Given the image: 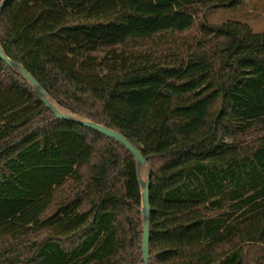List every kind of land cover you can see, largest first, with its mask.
Returning a JSON list of instances; mask_svg holds the SVG:
<instances>
[{
    "label": "trees",
    "instance_id": "obj_1",
    "mask_svg": "<svg viewBox=\"0 0 264 264\" xmlns=\"http://www.w3.org/2000/svg\"><path fill=\"white\" fill-rule=\"evenodd\" d=\"M3 0H0V4ZM243 0H9L0 43L61 110L147 159L149 264H264V32ZM134 156L0 57V264H141ZM9 246V245H8Z\"/></svg>",
    "mask_w": 264,
    "mask_h": 264
},
{
    "label": "water",
    "instance_id": "obj_2",
    "mask_svg": "<svg viewBox=\"0 0 264 264\" xmlns=\"http://www.w3.org/2000/svg\"><path fill=\"white\" fill-rule=\"evenodd\" d=\"M9 0H3L0 4V14ZM0 57L10 67L14 68L21 73V75L27 79L34 88V91L39 96L40 100L46 105L48 109L55 115V118L61 121H67L75 124L85 126L89 129L96 131L97 133L112 139L122 144L135 158L137 163L138 179L142 188V218H143V235H142V259L141 264H149L151 258L150 250V178L146 180L142 178L141 170L147 165V159L143 155L142 151L134 146L122 133L104 127L100 124L94 123L89 120L79 119L77 116L67 113L61 110L58 106L52 103L39 82L20 64L14 62L6 56L0 43Z\"/></svg>",
    "mask_w": 264,
    "mask_h": 264
},
{
    "label": "rangeland",
    "instance_id": "obj_3",
    "mask_svg": "<svg viewBox=\"0 0 264 264\" xmlns=\"http://www.w3.org/2000/svg\"><path fill=\"white\" fill-rule=\"evenodd\" d=\"M208 21L213 25H219L229 20L247 23L255 32H264V0H243L242 4L235 9H217L210 11L207 15ZM264 135V126L255 127L246 136L242 137V144H251L253 141ZM142 178L147 179L149 174V166H145L141 170ZM44 236H32L27 240L8 245L0 244V250L3 251L7 247L22 251L35 242L40 241Z\"/></svg>",
    "mask_w": 264,
    "mask_h": 264
}]
</instances>
